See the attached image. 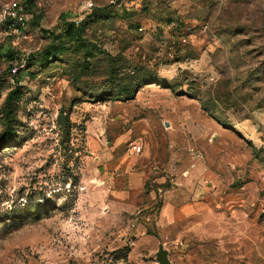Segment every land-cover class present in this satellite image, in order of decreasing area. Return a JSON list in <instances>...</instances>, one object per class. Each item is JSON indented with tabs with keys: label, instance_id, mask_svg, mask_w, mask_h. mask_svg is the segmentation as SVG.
<instances>
[{
	"label": "rangeland",
	"instance_id": "1",
	"mask_svg": "<svg viewBox=\"0 0 264 264\" xmlns=\"http://www.w3.org/2000/svg\"><path fill=\"white\" fill-rule=\"evenodd\" d=\"M9 1L0 134L23 95L0 145V264H160L161 244L173 264H264V0H91L110 16L78 76L82 52L35 75L25 60L89 0H33L39 26L25 10L19 29ZM112 64L146 78L133 99L105 94Z\"/></svg>",
	"mask_w": 264,
	"mask_h": 264
},
{
	"label": "trees",
	"instance_id": "2",
	"mask_svg": "<svg viewBox=\"0 0 264 264\" xmlns=\"http://www.w3.org/2000/svg\"><path fill=\"white\" fill-rule=\"evenodd\" d=\"M22 5L24 9L33 15V25L39 26L37 21V16L35 19L34 11V1L33 0H22ZM104 11L107 16H110V12L107 11V8H97L93 7L91 11L81 20H66L63 19L60 24L54 29H44V37L47 39V43L38 51L28 56L25 60L26 69L31 75H35V72L32 68L40 63L44 66L50 62H61L64 61L69 55L79 56L82 52L84 57V62L78 65L80 71L77 74H85L91 68L90 60L97 56L99 50L94 47V45L86 37V29L88 25L96 18H98V12ZM9 21V20H7ZM7 55L12 58L13 51L9 49ZM114 64L110 65L113 66ZM109 81L114 83L115 86L112 89L107 91L105 94L109 96L116 97L117 100H131L135 97L138 92L141 83L145 82L146 78L142 80L135 78H120L117 76V71L114 67L109 69L106 74ZM2 75L0 74V80ZM23 95L22 90L19 87H16L13 90H10L6 96L4 103V112H3V123L5 125L4 130L0 134V145L6 144L9 141H12L16 137V128L14 127L15 119V103ZM104 95V93H102Z\"/></svg>",
	"mask_w": 264,
	"mask_h": 264
},
{
	"label": "built area",
	"instance_id": "3",
	"mask_svg": "<svg viewBox=\"0 0 264 264\" xmlns=\"http://www.w3.org/2000/svg\"><path fill=\"white\" fill-rule=\"evenodd\" d=\"M93 7H94V3L91 0L85 2L84 8H85V10H87L86 12L91 11V9ZM87 14L88 13H86L85 16ZM3 17L6 20L12 21L13 25H15V24L18 25V26H16L17 29H19V25L20 26L26 25L27 13H26L24 6L22 5V2L20 0L9 1L8 6L3 10ZM83 18H81V19H83ZM81 19H76V20H81ZM23 66H24V63L20 64L19 66H15L12 70H13V72H17V69L19 67H23ZM133 149L135 152L139 153L142 149V145L138 143V144L133 146Z\"/></svg>",
	"mask_w": 264,
	"mask_h": 264
},
{
	"label": "water",
	"instance_id": "4",
	"mask_svg": "<svg viewBox=\"0 0 264 264\" xmlns=\"http://www.w3.org/2000/svg\"><path fill=\"white\" fill-rule=\"evenodd\" d=\"M58 123L63 125L64 123V115L63 114H60L58 116ZM157 260L160 264H173L170 259H169V256H168V250H166L164 248V245L161 244L159 246V250L157 252Z\"/></svg>",
	"mask_w": 264,
	"mask_h": 264
}]
</instances>
